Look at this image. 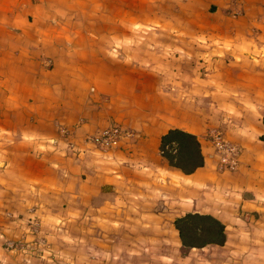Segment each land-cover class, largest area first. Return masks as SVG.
<instances>
[{
    "label": "crops",
    "instance_id": "0c3cea01",
    "mask_svg": "<svg viewBox=\"0 0 264 264\" xmlns=\"http://www.w3.org/2000/svg\"><path fill=\"white\" fill-rule=\"evenodd\" d=\"M143 24L167 53L118 61ZM263 117L264 0H0V264H75L56 254L81 232L126 248L121 264H264ZM113 125L117 148L83 145ZM215 126L240 152L234 173L216 170ZM174 129L199 143L192 174L160 155ZM189 213L218 220L224 245L182 248L173 222Z\"/></svg>",
    "mask_w": 264,
    "mask_h": 264
},
{
    "label": "rangeland",
    "instance_id": "374dc122",
    "mask_svg": "<svg viewBox=\"0 0 264 264\" xmlns=\"http://www.w3.org/2000/svg\"><path fill=\"white\" fill-rule=\"evenodd\" d=\"M161 30L156 25H135L130 27V32H132L134 38L129 39L128 41H125L124 44H121L120 47L125 49L124 52H127L125 55H121V50L118 51V55L116 59L123 63H128V65L133 67L142 66L144 68H149V61H151L153 55L155 54H166L167 52H164L162 47L156 46V43H159L160 41H155L149 39L150 33H154L156 31ZM138 33V34H136ZM120 53V55H119ZM142 58L146 59L144 61V66L141 64L143 61L138 62V60H141ZM200 62V61H199ZM141 64V65H140ZM192 74V73H190ZM196 74L200 75V78L202 79H210L207 77L209 73L206 71H198ZM217 126V125H216ZM214 127L212 130H218L222 132V130L218 127ZM223 133V132H222ZM70 234L66 232V237H70ZM75 237H78L76 235ZM80 239H77V241L73 240V244L70 242H66V247L64 249H61L60 253L56 256L66 258L70 255L73 257H78L80 260L79 262L75 264H121L120 258L122 255L127 254L126 248H107L104 246H101L103 244L102 241H98L96 245L94 243L89 241L88 233L87 232H81L80 233ZM70 239H73L70 237ZM74 242L77 245H74ZM136 252L141 253V255H147V251L144 250H138ZM181 256H186V260H181L178 263H166V264H214L213 262H216V251L214 252H207V251H191V252H183ZM88 258L93 260L94 262L89 263ZM208 258V260H207ZM110 259H113L114 262L110 263L108 262ZM116 260V261H115ZM59 261V260H58ZM54 260L51 264H74V263H62ZM140 264H148V263H140ZM152 264V263H149ZM158 264V263H153ZM165 264V263H160Z\"/></svg>",
    "mask_w": 264,
    "mask_h": 264
},
{
    "label": "trees",
    "instance_id": "16d2710c",
    "mask_svg": "<svg viewBox=\"0 0 264 264\" xmlns=\"http://www.w3.org/2000/svg\"><path fill=\"white\" fill-rule=\"evenodd\" d=\"M261 123L263 131L260 141L264 143V117ZM159 151L169 167L186 175L192 174L204 165L200 146L195 136L181 130H169L163 135ZM173 226L184 249L223 246L226 240L224 226L209 215L185 214L175 219Z\"/></svg>",
    "mask_w": 264,
    "mask_h": 264
},
{
    "label": "built area",
    "instance_id": "2783aa9c",
    "mask_svg": "<svg viewBox=\"0 0 264 264\" xmlns=\"http://www.w3.org/2000/svg\"><path fill=\"white\" fill-rule=\"evenodd\" d=\"M68 134V131H64V135ZM126 134L121 127L113 125L86 136L83 140V145L92 146L95 149L101 150L115 149ZM208 137L212 146L213 155L216 159V170L220 173L236 172L240 157L238 148L226 140L224 134L218 130L210 131ZM54 144L51 143V145ZM68 149L73 153L79 154V150L73 145H68Z\"/></svg>",
    "mask_w": 264,
    "mask_h": 264
}]
</instances>
